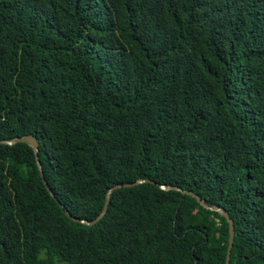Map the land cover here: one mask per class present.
<instances>
[{
  "label": "trees",
  "instance_id": "obj_1",
  "mask_svg": "<svg viewBox=\"0 0 264 264\" xmlns=\"http://www.w3.org/2000/svg\"><path fill=\"white\" fill-rule=\"evenodd\" d=\"M25 136L0 264H223L218 209L228 264H264V0H0V140Z\"/></svg>",
  "mask_w": 264,
  "mask_h": 264
},
{
  "label": "water",
  "instance_id": "obj_2",
  "mask_svg": "<svg viewBox=\"0 0 264 264\" xmlns=\"http://www.w3.org/2000/svg\"><path fill=\"white\" fill-rule=\"evenodd\" d=\"M16 142H19V143H25L26 145H28L32 150L35 151V148H36V142L35 140L30 137V136H25V137H19L15 140H12V141H4V140H0V144H7V145H12ZM36 164H37V168L39 169V174H40V178L42 179V182L43 184L45 185V187L48 189V186L46 185L45 181L43 180V176H42V172L40 170V166H39V163L36 161ZM141 183L140 180H137L135 182H132V183H119V184H115L113 185L112 187H110L108 190H107V193H106V197H105V202H104V205L101 209V211L96 215L95 218H93L92 220H79L77 218H74V217H70V219L73 221V222H77V223H81L83 225H86V226H90V225H93L94 223H96L102 216L103 214L105 213L106 211V208H107V203H108V199H109V196H110V193L115 190V189H118V188H124V187H131V186H135L137 184ZM161 189H163V187L161 186L160 187ZM190 194V193H188ZM195 197V196H194ZM196 200L200 203V205H203L202 202L197 198L195 197ZM217 213H219L220 216H222L224 218V220L226 221L227 223V230H228V237H227V246H226V251H225V257H224V263L223 264H228V261H229V253H230V249H231V246H232V239H233V224H232V220L229 218L228 214L222 210V209H218L216 210ZM65 215L66 216H69V214L67 212H65Z\"/></svg>",
  "mask_w": 264,
  "mask_h": 264
}]
</instances>
